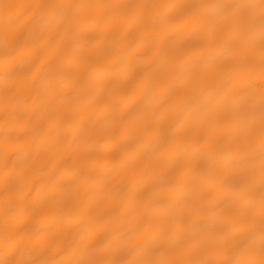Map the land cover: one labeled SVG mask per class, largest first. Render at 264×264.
Listing matches in <instances>:
<instances>
[{"label":"snow or ice","instance_id":"snow-or-ice-1","mask_svg":"<svg viewBox=\"0 0 264 264\" xmlns=\"http://www.w3.org/2000/svg\"><path fill=\"white\" fill-rule=\"evenodd\" d=\"M123 41L156 49L119 85L154 103L98 118L89 70ZM0 76V264H264V0H0Z\"/></svg>","mask_w":264,"mask_h":264},{"label":"bare ground","instance_id":"bare-ground-1","mask_svg":"<svg viewBox=\"0 0 264 264\" xmlns=\"http://www.w3.org/2000/svg\"><path fill=\"white\" fill-rule=\"evenodd\" d=\"M118 47L121 49L119 57L105 56L99 58V70L90 69L85 84L89 89L88 103L95 104L98 118L106 113L128 110L134 104L136 106L131 111L132 116H135L141 113L146 106L154 103L153 94L144 95L141 99L142 90L136 89L134 86L122 89L119 85L124 80L139 79L140 76H146L148 73L138 72V69L147 65L150 58L156 54V49L145 55L141 49L135 46L129 47L127 41L120 42ZM44 63L45 58H41L40 65H37V69L33 72L34 77L39 76L42 70L41 65ZM62 78L63 74L56 77L57 80ZM46 84V81L41 80L38 87ZM2 87L3 77L0 76V88ZM121 100H123V103L119 102ZM64 103L73 111L77 110L74 97H66ZM0 125H2V121H0ZM12 150L14 148L10 146L9 151ZM63 155H66V153H62L60 149L51 153H33L32 161H29V164L34 162L29 187H35L37 191L43 189L51 194L64 170L72 164V161L63 159ZM4 158L3 136L0 135V185H2L3 179ZM33 195H35V192ZM70 195L71 192L68 190L60 191L56 195V200L63 201ZM56 200H50L49 203H55ZM2 201L3 193L0 191V202ZM101 212L106 213L103 222L112 221L114 213L111 211L108 201L101 202ZM3 214L4 208L0 205V226L3 223Z\"/></svg>","mask_w":264,"mask_h":264}]
</instances>
